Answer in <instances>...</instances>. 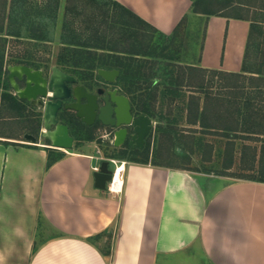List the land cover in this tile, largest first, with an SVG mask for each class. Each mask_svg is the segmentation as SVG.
Listing matches in <instances>:
<instances>
[{"label": "crops", "instance_id": "0c3cea01", "mask_svg": "<svg viewBox=\"0 0 264 264\" xmlns=\"http://www.w3.org/2000/svg\"><path fill=\"white\" fill-rule=\"evenodd\" d=\"M116 1L166 36L192 11L191 0ZM197 15L205 17L201 50L197 61L182 68L234 81L249 21ZM180 73L172 72V82L160 78L165 82L157 85L150 117L161 127L171 125V136L149 150L148 163L130 161L128 154L115 159L124 164L118 194L94 185L93 168L102 157L94 140L75 135L73 147L56 149L64 156L47 166L45 148L51 147L38 137L42 125L25 141L0 133V264H264V182L200 166L201 143L210 144V158L202 161L212 162L222 136L209 135L214 145L197 136L199 118L196 124L190 119L202 110L204 74L197 84V76ZM177 137L183 143L189 138L193 147L182 149ZM76 140L86 142L77 146ZM91 145L94 152L86 150Z\"/></svg>", "mask_w": 264, "mask_h": 264}, {"label": "trees", "instance_id": "16d2710c", "mask_svg": "<svg viewBox=\"0 0 264 264\" xmlns=\"http://www.w3.org/2000/svg\"><path fill=\"white\" fill-rule=\"evenodd\" d=\"M191 1L192 11L195 13H201L207 16L226 15L219 14L217 11L220 10L216 11L209 7L206 0ZM244 1L247 3L241 1L237 6L246 9L244 4H247V7H249L250 3L257 0ZM232 2L233 0H229L224 8H232ZM110 3L113 7L99 0H67L66 8L77 10L75 15H78L77 17L81 19V30L82 34H85V36L83 41L68 43L70 48L66 49L67 52L59 54L56 65L63 71L73 74L80 81L92 79L99 68L118 69L120 75L117 78V83L122 91L130 97L134 109L140 114L151 117L153 116L156 103L157 87H154V90H150V88L146 87V92L143 95H138L136 93L141 87H134L135 83H138L141 79L147 80L148 77L145 75L146 72H142L143 65L141 66L140 64L134 67L131 60H134V57L137 56L146 57L151 55L152 51L148 49L150 48L149 45L139 41L140 35H143L147 31V28H151V30L155 32L158 31L116 0H112ZM259 8L264 11V3L262 6L260 5ZM116 9H119V11L116 12ZM230 17L249 21V31L241 72L233 74L236 76V79L227 86L228 89H232L236 92L224 96L222 93L205 92L202 110L199 116L197 115L198 110L196 109L195 115L191 113L194 119H190L193 121L191 122L192 124H196L199 118V126L203 131L202 133L218 135L228 139L224 154H226L228 161H230L229 165L232 164L235 139L264 142V138H262L264 137V66H261L264 62L262 61V64L260 63L257 51L262 35V27L259 26V23L255 22L252 17L246 15ZM119 19H124V21L121 22ZM185 19L186 16L182 18L173 32L183 24ZM118 23H121L122 29L115 30L117 29V25H119ZM107 25L109 28H107ZM35 39L44 40L41 35L37 36ZM121 39L126 40V43L124 44L121 42ZM253 47H255L256 50H252ZM254 51H256V55ZM124 57H129L127 58L129 61H124ZM251 60L255 61L251 63ZM35 68L40 67L36 66ZM171 74L172 72L166 70L161 75L165 78H170ZM152 77L153 74L150 78L152 79ZM158 77L160 78V76ZM245 78L250 81V86H248V88L246 87L249 89L246 93L240 92L245 89L242 83ZM170 81L172 82L173 80L171 79ZM174 94L176 93H172V95ZM0 100L8 102L9 106L15 111H21L25 108L24 103L26 101L18 99L14 94L9 92V83L6 79V68L2 56L0 57ZM195 100L194 104L197 105V108L198 106L200 107L199 99ZM194 104L192 101V107ZM219 108L221 109L219 110ZM217 110L218 115L214 114V117L217 115L221 121H219V123H214L215 119H209L208 116H211ZM39 117H41V115H39ZM37 125V129H39L41 118ZM170 126L171 125H168L165 128L161 126L158 127L163 134L166 133L168 136H171L170 133H172V129L169 128ZM187 131L190 133L195 132L193 128H188ZM150 136L151 133L143 149L134 148L127 152H122L117 157L113 156L110 158L124 159L126 154H128V159L130 161L148 163ZM76 138L87 141H92L94 139L91 133H85L84 135L79 134L76 135ZM46 144L50 145L49 141H47ZM45 150L48 151L47 166H50L54 161L64 156L63 152H58L53 148L46 147ZM248 150L253 152L250 157H247L246 152ZM256 150V147L248 146L247 144L241 146L240 179L264 182V147H261L258 159ZM34 252L35 250H32V253Z\"/></svg>", "mask_w": 264, "mask_h": 264}, {"label": "rangeland", "instance_id": "374dc122", "mask_svg": "<svg viewBox=\"0 0 264 264\" xmlns=\"http://www.w3.org/2000/svg\"><path fill=\"white\" fill-rule=\"evenodd\" d=\"M99 1L105 3L106 5L108 3V6H111L110 2H112V0ZM206 1L209 7L216 11L220 10L217 11L219 14H226L230 16L246 15L248 17H252L255 22L259 23V26L262 27V35L259 42V49L257 51L259 61L262 64V61L264 62V11L260 10L259 7L260 5H263V0H257L250 3L249 7H247V4H244L246 9L237 6V4L241 1L246 2L244 0H233L232 8H224L229 0ZM66 6L67 0H0V57H3L5 68L8 65L25 64L34 67H42V69L47 72L52 66L56 65L59 54L67 52L66 49L70 48L68 43L84 40L85 34H82L80 25L81 19L80 17H77L78 15H75L77 10L75 11L74 9H67ZM117 11H119V9H116V12ZM204 18V16H199L197 13L191 11L190 14L186 16L183 24L175 32L169 34L168 36L155 32L151 30V28H147V31L143 35H140L139 41L143 44L149 45L151 49H148L152 52L150 56H137L134 57V60H131V63L134 67L140 64L141 66L143 65L142 72H146L145 75L148 77L147 80L141 79L138 83H135L134 87H141H138L139 90L136 91L138 95L145 94L146 87L152 90L154 87H158L157 85H159L160 82L164 83L165 81L162 82L159 80L161 77L165 80V77L161 74L166 70L169 72H175L181 76L182 73H180V71L182 69H185L189 74L192 75L193 78L197 76V80H194L195 83L197 82V84L201 82L200 79L203 78L201 75L204 74V85L206 87V92H213L216 94L222 93L223 96L236 92L232 89H228L227 87L233 82L232 78H221L220 76H214L213 73L207 71L199 74L198 71L188 69L186 65L184 68H182V64L184 62L188 63L191 61H197L199 57L204 35ZM119 20L121 22L124 21V19ZM118 24L119 25H117V29L115 30L122 29L120 25L121 23ZM107 28H109L108 25ZM39 35L43 36L44 40L35 39ZM121 42L125 44L126 40L121 39ZM252 50H256V48L253 47ZM254 54H257L256 51H254ZM124 58V61H129V59H127L129 57ZM254 61L255 60H251L250 62L252 63ZM261 66H264V64ZM152 74L153 77L151 79L150 77ZM158 76H160V78ZM194 81L191 80L188 81V83H193ZM242 83L245 89L241 90L240 92H248L249 89L247 88L250 86V81L245 78L243 79ZM188 89L190 88H185V90ZM9 91L14 94V91L11 88H9ZM202 91H204V89ZM167 103L169 102L167 99H165L162 112L166 110ZM24 107L25 108L21 111H15L9 106L8 102L0 100V133L8 134L17 141H25L26 135L31 131L36 130L38 121L41 118L39 117V112L42 113V111L26 102L24 103ZM220 109L221 108H219V110ZM214 114L218 115V110L215 111L211 116H208L209 119H215L214 123H219L221 120H219L217 115L214 117ZM189 119L190 117L188 116V120ZM158 126L161 125H158V123L154 120L152 123L151 136L149 138V150L151 148L155 149L157 144H160L162 140L166 141L168 137V135L162 133ZM42 128L43 127L41 126L39 130V138H42ZM176 129H179V127H175V130ZM91 132L93 133L94 144L97 146V148H99L101 151L100 154L104 159L107 157H116L118 154L126 150L124 148L113 147L112 144L108 142V136L100 137L102 132L92 129ZM201 132L203 131L201 130ZM201 132L199 135H197L200 139L211 140V142L213 141L212 144H215L214 137L209 136L211 134L205 135ZM105 133L106 132L103 134ZM178 137L177 143L179 147L184 149L183 147H186V144L193 147L192 140L185 138L183 143V140L180 141ZM216 140L223 142L221 144H216L219 146L222 145L221 149L217 148L218 152L219 150H222V166L221 164H217L220 162V154L217 151L213 153V155L211 153L212 162L205 163L202 161V159L206 160L210 158L208 153V147L210 144L206 146L205 143H201L199 150L198 147L196 148V150L201 153L196 154L199 157L200 166H206L212 171L221 172L223 174H227V176H233L235 178H239L241 176L239 175L241 172L239 169L241 146L243 144H247L248 146L256 147L257 159L260 154L261 147H264V142L235 139L232 162L235 161L237 164L233 163L234 165L232 166V164L229 165L230 161H228L226 154H224L228 139L226 140V137H222L221 139ZM85 142L86 141L79 142L76 140V145L78 146ZM171 142L175 143V141ZM92 146L93 145H91L89 148L86 147V150L89 152H94L95 150ZM180 152V154H182V151ZM246 153L247 157H250L251 153L253 152L248 150ZM183 158L185 159L184 156ZM180 163L185 164L183 159L180 160ZM187 167L194 168L196 166H191L190 164ZM110 169H113V164L111 163ZM225 169L230 170L227 172Z\"/></svg>", "mask_w": 264, "mask_h": 264}, {"label": "water", "instance_id": "95a60500", "mask_svg": "<svg viewBox=\"0 0 264 264\" xmlns=\"http://www.w3.org/2000/svg\"><path fill=\"white\" fill-rule=\"evenodd\" d=\"M6 73L14 95L41 109V137L49 141V147L64 150L73 147L74 137L69 132V126L58 119V114L63 109L73 111L86 125H92L97 116L109 128L108 132L113 138L111 144L115 148H124L125 151L144 148L152 130V119L138 113L129 98L119 94L117 89L108 91L99 105L97 97L78 84L76 76L57 65L47 72L25 64L8 65ZM119 73L118 69L97 70V74L106 82H114ZM68 99L73 101L64 104ZM93 177L95 187L105 190L112 179L109 160H101Z\"/></svg>", "mask_w": 264, "mask_h": 264}, {"label": "flooded vegetation", "instance_id": "af4514ba", "mask_svg": "<svg viewBox=\"0 0 264 264\" xmlns=\"http://www.w3.org/2000/svg\"><path fill=\"white\" fill-rule=\"evenodd\" d=\"M28 66H31V65H28ZM31 67L35 68L34 66H31ZM35 69H38V68H35ZM39 69H42V67H40ZM42 70L44 71V69H42ZM107 70H112V69H107ZM6 75H7V73H6ZM119 75H120V73H119ZM118 76L115 78L114 82H106L102 77H100L97 74V71H96L92 79H89V80L86 79V80H81V81L78 80V84L84 86L85 90L88 93L94 94L97 97L96 102L99 105H101L102 104V98L105 97L107 92L110 90L117 89L119 94L126 95L122 91L119 84L117 83ZM9 88H11L10 85H9ZM126 96L129 98L132 107H134L132 102H131L130 97L128 95H126ZM72 101H73L72 99L65 100L64 104L67 102H72ZM29 105H31V104L29 103ZM34 107L39 109L38 106H34ZM39 113H40L39 115L42 116V113L41 112H39ZM58 119L60 122H63L69 126L71 135L74 137V139H75V135H79V134L84 135L85 133H91L93 135V133L91 132V129L98 131V132H102L100 134V137H103V135H104L103 133L108 132V130H109V128L105 127L102 124V121L100 119H98L97 116L94 118V122L92 125H86L84 122H82V120L80 118H78L75 115V113L73 111H67V110L61 109L59 114H58Z\"/></svg>", "mask_w": 264, "mask_h": 264}, {"label": "built area", "instance_id": "2783aa9c", "mask_svg": "<svg viewBox=\"0 0 264 264\" xmlns=\"http://www.w3.org/2000/svg\"><path fill=\"white\" fill-rule=\"evenodd\" d=\"M50 94L51 93H49V95ZM105 136H108L109 137L108 142L111 144L113 138H112V136H110V133L109 132H106L103 135V137H105ZM103 159L104 158L101 157V160H103ZM105 159L109 160V162L111 164H113L112 179H111V181H109L107 183L106 189H107V191H109L111 193L118 194V193H120L122 191V186H123V174H122V172H123V170L121 171V174H120V183H115V172L114 171H115V166H116L117 163H116L115 159H113V158L107 157ZM93 169H94V171H96V170H98V167L95 166Z\"/></svg>", "mask_w": 264, "mask_h": 264}, {"label": "bare ground", "instance_id": "6f19581e", "mask_svg": "<svg viewBox=\"0 0 264 264\" xmlns=\"http://www.w3.org/2000/svg\"><path fill=\"white\" fill-rule=\"evenodd\" d=\"M124 169V164L117 163L115 166V183H120V174L121 171Z\"/></svg>", "mask_w": 264, "mask_h": 264}]
</instances>
